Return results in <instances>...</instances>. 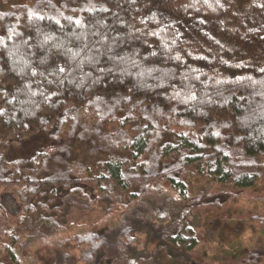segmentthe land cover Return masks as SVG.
<instances>
[{
    "label": "trees",
    "instance_id": "trees-1",
    "mask_svg": "<svg viewBox=\"0 0 264 264\" xmlns=\"http://www.w3.org/2000/svg\"><path fill=\"white\" fill-rule=\"evenodd\" d=\"M263 177L264 0H0V185L23 211L0 201V264L35 240L40 264H192L201 218Z\"/></svg>",
    "mask_w": 264,
    "mask_h": 264
},
{
    "label": "rangeland",
    "instance_id": "rangeland-1",
    "mask_svg": "<svg viewBox=\"0 0 264 264\" xmlns=\"http://www.w3.org/2000/svg\"><path fill=\"white\" fill-rule=\"evenodd\" d=\"M42 142H44L43 138H37L26 142L18 149H13L8 156L16 157L26 154ZM16 191L17 187L6 188L0 185V201L5 206L11 223H15L18 216L23 213ZM250 194L252 197H256V195L261 197L259 199L260 201L257 202V206H252L255 205V203L251 201L255 198L253 197L225 207L226 209L222 211L225 215L221 218H217L218 220L214 218L215 221L212 224H207L206 219L204 217L201 218L200 222L197 224V229L202 238L191 251V254L194 255V257L192 256L189 258L192 264H246L244 263L247 256L246 253L252 251L256 247H264V224L249 222V217L246 215L249 212L260 215L264 213V203L262 202L264 201V177L259 181L256 187L250 190ZM214 212V210L208 211L206 213L207 218H210L211 214ZM95 213L93 217L100 216L103 211ZM241 213H243L244 216H241ZM91 214L92 212H82L79 209H72L70 212L68 211L65 216L66 221L63 219L62 225H66L69 222H77L78 225L74 229L76 231L81 230L86 227L85 223L91 221ZM236 220L241 221V225L237 224ZM213 227H216V229H214L213 232H208ZM69 233L70 232L66 229H58L52 235L60 240L66 238ZM43 238L44 240L42 241L45 243L50 241L49 237L44 236ZM40 244L41 241L35 240L29 247L24 248V250H21V248L16 245L14 247L15 264H40L42 263V260L39 258L40 256L44 259V262H50L51 258L49 257L47 259L45 257L46 254H43L46 252L45 250L39 251L38 254L35 252V256L30 253L36 251ZM152 247L153 245H150L149 248ZM180 253V251L174 253L176 255V261L163 258L165 259V264L183 261L185 258L182 257ZM262 254H264V250L261 251V255ZM156 260H159V256L156 257ZM258 261L260 264H264L263 257L258 259Z\"/></svg>",
    "mask_w": 264,
    "mask_h": 264
},
{
    "label": "snow or ice",
    "instance_id": "snow-or-ice-1",
    "mask_svg": "<svg viewBox=\"0 0 264 264\" xmlns=\"http://www.w3.org/2000/svg\"><path fill=\"white\" fill-rule=\"evenodd\" d=\"M61 71H63V69H61Z\"/></svg>",
    "mask_w": 264,
    "mask_h": 264
}]
</instances>
